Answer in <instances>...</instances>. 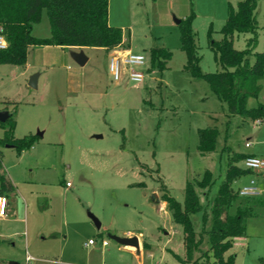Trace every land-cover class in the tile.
<instances>
[{
	"label": "rangeland",
	"instance_id": "rangeland-1",
	"mask_svg": "<svg viewBox=\"0 0 264 264\" xmlns=\"http://www.w3.org/2000/svg\"><path fill=\"white\" fill-rule=\"evenodd\" d=\"M240 1L112 0L111 20L113 27L124 31L123 48L142 54L146 69L152 48L164 47L172 53L166 70L145 72L141 83L128 78L114 82L110 51L101 48L84 51L89 59L85 66L74 61L72 51L55 46L31 48L24 67L0 65V112L15 114V138L39 136L22 159L14 149L0 147L5 154L3 169L14 182L16 194L32 197L31 243L43 245V238L68 237L86 251L83 256L93 252L98 263L105 258L108 264H137L122 250V240L129 232L141 233L152 246L145 250L144 264H180L176 256L184 258L182 230L162 196L167 193L183 204L187 182L200 180L210 171L209 192L197 189L206 208L225 182L230 158H264V120L230 115L205 80L184 70L187 58L176 23L194 16L201 71L216 73L220 67L209 32L220 42L229 6L236 10ZM255 17L254 52L264 53V0L258 2ZM33 36H51L45 10ZM252 37L251 33L236 34L235 49L245 50ZM35 74L39 79L34 89L29 80ZM260 84L261 93L248 100V109L264 105V79ZM207 128H217L219 134L215 152L203 156L198 150V130ZM238 166L243 168V161ZM251 180L264 190V176L256 173L237 180L233 189ZM68 183L71 187H66ZM203 213L191 218L196 232L204 228ZM90 215L102 224L100 230ZM207 222L208 230L210 218ZM102 235L109 247L96 252L95 247L84 246L89 240L99 243ZM208 250L205 236L202 251ZM229 255H234L235 264H264V209L249 219L245 241L233 246ZM25 259L22 255L12 263L27 264ZM202 262L212 264V259Z\"/></svg>",
	"mask_w": 264,
	"mask_h": 264
},
{
	"label": "trees",
	"instance_id": "trees-1",
	"mask_svg": "<svg viewBox=\"0 0 264 264\" xmlns=\"http://www.w3.org/2000/svg\"><path fill=\"white\" fill-rule=\"evenodd\" d=\"M260 0H241L237 9L229 6L226 24L221 33L223 39L214 41L209 32L211 50L220 67L216 73L201 71V56L192 28L194 16L181 20L179 24L181 50L187 61L184 70L195 79L205 80L216 97L225 103L229 114L248 117L253 121L264 120V105L248 109L247 102L258 98L264 79V53L254 52L257 44V22L255 11ZM43 10L47 12L51 36L40 39L33 36L34 25L39 23ZM0 29L8 47L0 52V65L26 66L29 50L34 47L55 46L62 49L101 48L111 51L123 45L124 31L109 25V0H0ZM253 34L247 41L245 50L234 47L236 34ZM150 71L163 72L167 69L172 53L164 47L152 48L149 52ZM252 58L254 60L252 61ZM4 131L0 147L12 146L17 155L29 151L38 142L39 136L29 135L15 138L16 118L10 113L5 123H0ZM217 128L198 130L199 152L205 156L215 152L218 138ZM246 155L230 158L225 182L206 208L202 205L197 189L209 192L213 177L205 171L200 180L188 181L183 204L169 194L162 196L163 203L172 215L173 222L181 227L184 258L176 256L180 264H235L234 255L226 254L234 246L235 240L245 238L249 219L257 218L264 209V196L243 198L233 189V184L251 172L238 166ZM16 189L7 174L3 172L0 151V195L8 201ZM208 210L210 213H208ZM203 213L204 228L196 232L192 216ZM208 218L210 228L207 230ZM208 236L209 250L202 251L204 237Z\"/></svg>",
	"mask_w": 264,
	"mask_h": 264
},
{
	"label": "crops",
	"instance_id": "crops-1",
	"mask_svg": "<svg viewBox=\"0 0 264 264\" xmlns=\"http://www.w3.org/2000/svg\"><path fill=\"white\" fill-rule=\"evenodd\" d=\"M111 5H112V0H109V25L115 26L113 25L111 20L112 19ZM124 43H125V38L123 40V45H126ZM87 49L88 48H83V49L70 48L64 50L84 52ZM7 149H13V148H7ZM25 153H27V151L22 153L19 156V158L22 159ZM250 156H256V155H250ZM4 157L5 154L2 152V163L4 161ZM3 172L6 173L5 169H3ZM259 176H263V175L259 174ZM7 177L15 186L10 176ZM15 189L17 191L16 186ZM16 191L9 199L8 216L4 219H0V264H15L12 263V261H18L20 256L22 255L24 256L26 255L25 260L27 264H31L32 262H35L33 264H79L80 262H82V264H108V261L105 258H103L102 261H100V263L96 262L93 259L94 256L92 254L93 252L92 253L90 252V255L88 253V256L87 255L83 256L82 253L86 254V251L81 248V245L77 246V244L75 243L76 241H73V239H69L68 237H65L60 240L55 238H51V239L43 238V245H39L38 242L31 243L30 218L34 207L31 202L32 197L29 199L22 192L16 194ZM163 204L164 206L167 207L166 203ZM101 228H102V224H101ZM128 237H137L139 239V247L135 248L130 246H123L122 250L127 253L129 252L131 259H135L137 264H144L145 250L148 247L152 248V246L144 242L141 233L133 234L129 232ZM101 238L102 240L99 243L95 241L96 244L94 246H90L88 244L84 246L95 247L96 252L100 250H104L105 248H102V241L106 239H104L103 235L101 236ZM245 239L246 237L236 239L234 246L238 245L240 241L241 242L245 241ZM6 245H10V246H6ZM10 247L15 250L9 251L8 249H10ZM151 255L152 254L149 253V256Z\"/></svg>",
	"mask_w": 264,
	"mask_h": 264
},
{
	"label": "built area",
	"instance_id": "built-area-1",
	"mask_svg": "<svg viewBox=\"0 0 264 264\" xmlns=\"http://www.w3.org/2000/svg\"><path fill=\"white\" fill-rule=\"evenodd\" d=\"M8 47L7 41L3 35V30L0 29V52L6 50ZM109 71L113 81L120 83L124 78H128L129 81L134 83H141L144 80L145 72L150 69H146V58L142 54H135L128 49H124L123 45L119 46L109 53ZM150 64V58H149ZM249 147V144L246 145ZM243 169L257 173L264 176V158L249 156L243 161ZM66 187H71L68 183ZM238 195L243 198H253L264 196V190L260 189L255 180H251L248 185H245L237 190ZM9 201L5 196L0 195V219H4L8 216ZM132 238V237H129ZM96 242L90 240L88 245L94 246ZM109 246L107 240L102 241V248ZM153 264H163L162 262H154Z\"/></svg>",
	"mask_w": 264,
	"mask_h": 264
},
{
	"label": "water",
	"instance_id": "water-1",
	"mask_svg": "<svg viewBox=\"0 0 264 264\" xmlns=\"http://www.w3.org/2000/svg\"><path fill=\"white\" fill-rule=\"evenodd\" d=\"M176 23L179 25L181 23V20H176ZM72 57L74 59V61L79 65V66H85L86 63L88 62V57L85 55V53L83 51H72ZM38 79H39V75L35 74L33 76L30 77L29 80V86L32 88H37L38 86ZM10 117V113L9 112H0V123H5ZM7 148H12V146H7ZM90 218L93 220V222L95 223L96 227L98 229L101 228V224L99 223V221L93 217L92 215H90ZM122 244L124 246H130V247H135L138 248L139 247V239L137 237H132V238H124L122 240Z\"/></svg>",
	"mask_w": 264,
	"mask_h": 264
}]
</instances>
